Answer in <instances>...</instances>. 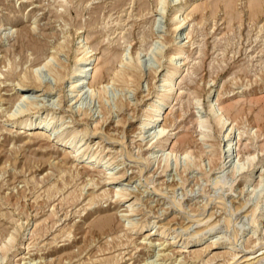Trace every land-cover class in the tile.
<instances>
[{"label": "rangeland", "instance_id": "1", "mask_svg": "<svg viewBox=\"0 0 264 264\" xmlns=\"http://www.w3.org/2000/svg\"><path fill=\"white\" fill-rule=\"evenodd\" d=\"M184 1L0 0V264H247L255 259L245 258L264 251V203L260 201L264 119H254L264 102V11L249 19L248 0H233L231 6L241 18L229 20L221 0H187L184 13L189 12L188 18L172 33L171 16ZM182 13L177 11L176 16ZM23 29L30 30V38L19 36ZM174 35H180L177 38L185 53L175 59L182 68L173 81L171 104L165 105L161 120L138 128L144 118L141 106L156 98L153 82L159 90L163 88ZM35 40L43 45L40 52L31 43ZM63 43L65 48L56 51ZM150 44L153 51H147ZM77 46L82 50L90 46L94 52L89 67L95 66L85 71L84 80H91L94 69L106 62L111 68L103 70L101 79L107 81L113 76L111 70L121 66L120 57L136 60L138 49L137 86L109 79L104 95L99 97L95 90L93 96L84 92L78 98L69 88L76 76L64 75L60 80L44 65L51 61L55 69L66 71ZM9 66L14 74L38 68L43 84L21 87L18 77L7 74ZM92 87L97 89L96 84ZM191 91L197 98L188 104ZM16 95L24 98L13 105L9 100ZM29 99L35 101L36 109L29 108ZM119 99L125 102L121 110ZM236 100L243 112L232 119L233 142L224 152V140L209 121L207 104L210 101L216 108L219 101ZM14 110L16 117L32 114L33 118L45 117L49 111L47 120L51 117L61 131L91 130L98 125L99 132L84 134L75 152L73 146L59 144L53 136L39 137L40 132L33 129L20 132L17 122L8 117ZM174 113H180L177 119L167 118ZM194 114L206 119V129L194 125ZM120 118L125 119L123 124ZM162 123H167L164 148L174 146L176 153V158L169 156L168 164L163 160L166 149L157 137L152 138ZM184 138L191 152L188 159L180 151ZM64 150L72 155L85 152L80 161L69 157L68 171L60 174L56 166ZM147 151L154 155L148 163L143 158ZM91 152L100 159L86 157ZM237 162L244 167L233 173ZM75 169L83 173L76 175ZM62 177L69 181L64 187ZM218 181H225L223 187ZM58 183L55 196H48L47 187ZM257 184L262 195L256 192ZM117 189L129 194L114 195ZM257 204L261 206L253 217ZM105 214L114 216L110 229L83 234L96 216ZM252 218L257 219L253 222ZM134 224L143 226L134 229ZM236 228L242 229L236 233ZM8 233L16 236L5 251ZM196 235H200L198 240ZM230 253L235 258L230 259ZM260 257L255 264H264V253Z\"/></svg>", "mask_w": 264, "mask_h": 264}, {"label": "bare ground", "instance_id": "2", "mask_svg": "<svg viewBox=\"0 0 264 264\" xmlns=\"http://www.w3.org/2000/svg\"><path fill=\"white\" fill-rule=\"evenodd\" d=\"M223 3H224V7L225 8H228V19L229 20H231V19H234V18H236V17H238L239 19L241 18L240 17V15H239V13H238V11H235L234 10V8H232V6H231V2H233V0H221ZM163 3L164 2V0H157V4H159V3ZM222 3V4H223ZM186 4H187V0H185L184 2H183V4H180L178 7H177V9H176V11H174V13H173V16H171V24H170V26H171V32L172 33H176L178 30H180L181 28H182V26H183V23L185 22V19L186 18H188L187 16L189 15V12H185L184 13V11H185V9H186ZM263 5H264V0H248V2H247V4H246V6L248 7L247 9V12H248V17H249V19H254V18H257V17H260V14L264 11V8H263ZM200 7V6H199ZM189 9V8H188ZM237 9V8H236ZM187 10V9H186ZM177 11H182L183 13L181 14V16L180 15H178V17L176 16L177 14ZM180 14V13H179ZM234 14H236V16L234 15ZM248 19V20H249ZM229 20H228V22H229ZM227 21V20H226ZM257 21V20H256ZM32 28H34V27H32ZM186 29V28H185ZM186 32V31H185ZM28 34V37L30 36L29 34H30V30H26V29H23V30H20V32H19V36H21V38H23L24 36H26ZM19 36H18V39H19ZM187 36V35H186ZM178 36L177 35H174V38H173V41L175 42V44H174V46L173 47H171L170 49H169V51H168V64H169V69H168V72H167V74H166V76H164V78H162V86H163V88L161 89V90H159V88H157L158 87V85L156 84V81H154L153 82V90L157 93L156 94V98L154 99V100H152V102H150V103H148V105H144V106H141V114H142V116H144V118L140 121V127H138V128H141V127H143L144 128V126L145 125H147L148 123H151V122H155V121H158V119H160V117L162 116L161 114H163V112H165L166 111V108H165V105L166 104H171V101H172V86H173V81L175 80V78H177V76L180 74L179 73V71L181 70L180 68H182V67H179L180 65H177V61H175V59H177L178 57H179V59H180V56L183 54V52H184V50H185V47H184V45L181 43V40L180 39H178L179 37H180V35H179V37L177 38ZM30 38V37H29ZM20 40V39H19ZM18 40V41H19ZM24 41V40H23ZM169 41V40H168ZM24 43V42H23ZM31 43L33 44V47H34V49L36 50V51H41L42 50V47H43V45H41L40 43H38L36 40L35 41H31ZM65 43H63V44H58L55 48H56V51H58V50H60L61 48H65ZM152 49V45L150 44L149 46H148V48H147V51L148 50H151ZM157 49V48H156ZM62 50V49H61ZM151 51H153V49L151 50ZM134 52H136V60L135 59H132V60H130V61H128V60H120L121 59V57H120V59H119V62H120V65L121 66H119V69H115V70H111L112 71V73H113V76H110L109 78H108V80L106 81L105 79H101L102 78V76H103V70L105 69V70H110V68L111 67H109V66H106V65H104L103 64V66H101V67H99V68H95L94 69V73L92 74L93 76H92V79L91 80H84V76H86L87 75V71H88V69L89 68H91L92 69V67H94L95 65H92V67H89L90 66V64L92 63L93 64V62H94V58H93V54H94V52H93V48H91L90 46L88 47V48H86V49H84V50H82V47H79V46H77L76 48H74V50H73V54H72V63H71V65H69V67H68V69L66 70V71H62V70H59V69H55V67H53V64H51V63H49V62H51V61H48V62H46L44 65L48 68V70H51L52 72H54L55 73V76H57L56 78H58V79H60L61 80V78L64 76V75H67V76H69V77H72V76H76L75 77V79L73 80V82L72 83H70L69 85H70V87L69 88H72V91L73 90H75L74 91V95H76L78 98L79 97H81V95L84 93V92H88L89 93V97H90V95H92L93 96V94H94V91L95 90H97L96 92H97V94L99 95V97L103 94L104 95V92L106 91V85L108 84V82L111 80V81H115V80H118L119 81V83L121 82V85H127L129 82L130 83H133V82H135L136 83V85L135 86H137V84H138V82H139V78H140V75H139V72H138V60H139V51H138V49H136V51H134ZM156 52H161V50H159V51H156ZM156 52H154L155 54H156ZM150 53V52H149ZM164 53V52H163ZM167 53V52H166ZM185 53V52H184ZM38 54V53H37ZM122 54V53H121ZM40 55H41V53H40ZM164 55H166V54H164ZM50 56H51V58H56V55H55V53H51L50 54ZM120 56H122V55H120ZM117 57V56H116ZM167 57V56H166ZM161 58V57H160ZM167 59V58H166ZM58 60V59H57ZM157 60H158V58H157ZM178 60V59H177ZM159 61V60H158ZM57 62V61H56ZM12 63V62H11ZM10 63V64H11ZM8 64H9V62H8ZM5 67V66H4ZM10 67V66H9ZM62 67V66H61ZM163 67V66H162ZM67 68V67H66ZM65 68V69H66ZM114 68V67H113ZM112 68V69H113ZM139 68H140V66H139ZM35 69V68H34ZM64 69V68H63ZM156 69V68H155ZM14 69L12 68V66L9 68V69H7V74L9 73V74H11V76H13V75H15V77H18L19 78V80H18V84L21 86V87H23L24 86V88H27V87H29V86H33V87H35V86H38V87H41L40 85H41V83L43 82L42 81V79H41V77H40V75H39V72H38V68L36 69V70H31V71H24V72H18V73H12V71H13ZM47 70V69H46ZM50 71V72H51ZM86 71V72H85ZM156 71L157 70H155V73H156ZM86 73V74H84L83 75V73ZM154 72V71H153ZM2 73V72H1ZM107 73V72H106ZM160 73V72H159ZM3 75V74H2ZM91 75V74H90ZM1 76V75H0ZM66 76V77H67ZM83 76V77H82ZM156 76V75H155ZM91 77V76H90ZM179 77V76H178ZM86 78V77H85ZM3 79V78H2ZM2 79H0V81H2V83H3V80ZM110 79V80H109ZM7 81V80H6ZM105 81V82H104ZM158 81V80H157ZM178 81V80H177ZM4 82H5V80H4ZM159 82V81H158ZM157 82V83H158ZM152 83V82H151ZM177 83V82H176ZM43 84V83H42ZM96 84V88L97 89H95V87H92L93 85H95ZM99 84V85H98ZM151 85V84H150ZM63 86H64V84H63ZM111 86V85H110ZM160 87V86H159ZM150 88V87H149ZM213 88V87H212ZM191 89V88H190ZM124 90V89H123ZM189 90V89H188ZM150 91V90H149ZM211 92V91H210ZM191 93H192V91H191ZM215 93V92H214ZM85 94V93H84ZM83 94V95H84ZM96 94V95H97ZM105 94H107V93H105ZM189 95V94H188ZM193 97L195 98H197V96H196V94L194 93V91H193V93H192V96L191 97H188L187 98V101H188V104H190L189 102H190V100L191 99H193ZM216 97V96H215ZM22 98H24V96L23 95H16V97L15 98H12V99H10L9 101H11L10 103H12L13 104V102H15V101H17L18 100V102H19V99H22ZM65 98V97H64ZM69 98V97H68ZM185 98V97H184ZM195 98V99H196ZM26 99V98H25ZM28 99V98H27ZM26 99V100H27ZM104 99V98H103ZM194 99V100H195ZM72 100V99H71ZM79 100V99H78ZM120 100V99H119ZM193 100V101H194ZM217 100V99H216ZM21 101V100H20ZM124 101V100H123ZM123 101H119V102H117L118 104H117V108H120V110H121V106H123L124 104H125V102H123ZM197 101V100H196ZM206 101H207V99H206ZM257 101V100H256ZM35 102V101H34ZM34 102L32 101V100H30L29 99V101H28V106H29V108H32V107H34ZM191 102H192V100H191ZM195 102V101H194ZM238 102L239 101H235L234 103H226V104H224L223 102H221V104H220V101L217 103V106H216V108H215V106H213V104H212V102H208L209 104H207L206 106L208 107V109H209V121L213 124V126L218 130V132H220L221 134H220V136H221V138L224 140V142H223V144H222V150H224V152L229 148V145L230 144H232L231 143V141H232V138L230 137V132H231V128H232V126L233 125H231V124H233V122L232 121H234L235 120V118L237 117V116H239V114L240 113H242L243 112V110L240 108V106H237V104H238ZM16 103V102H15ZM187 103V102H186ZM185 103V104H186ZM198 103V102H197ZM26 104V105H27ZM34 104V105H33ZM73 104V103H72ZM14 105V104H13ZM12 106V105H11ZM200 106V105H199ZM20 107V106H19ZM27 107V106H26ZM127 107V106H126ZM185 107V106H184ZM29 108H28V111H29ZM35 108V107H34ZM17 109V108H16ZM22 109V108H21ZM25 109V108H24ZM36 109V108H35ZM184 109V108H183ZM31 110V109H30ZM108 110V109H107ZM119 110V109H118ZM11 111V110H10ZM15 111V110H14ZM12 112V113H10L9 115H8V117L9 116H12V118H9V119H13L14 121H16L17 123L16 124H18V127H19V131L20 132H22V133H27L29 130H31V129H33V130H35L34 132H40V135H38V133H37V135L39 136V137H45V138H47V139H49V138H51V136H53V139H55L56 140V142L57 143H59V144H63V145H66V144H69V145H71V146H73L74 148H75V152H77V150H78V148L76 149V146H77V144L82 140V138H83V136H84V134H90V133H93L94 134V132H97L98 131V129H99V127L100 126H98V125H95L94 126V128L93 129H88V128H84V129H81V130H79V131H68L67 132V130L65 131V130H63V131H61L59 128H57V126L59 125H57L56 123H53V121L51 120V117L47 120V116L49 115V111H45L46 112V114H45V117L43 116V117H39V118H36V117H32V114H24V115H20V116H14V115H16V111L15 112ZM22 111V110H21ZM35 111V110H34ZM33 111V112H34ZM104 111H105V109H104ZM103 111V112H104ZM170 111H171V109H170ZM196 111V110H195ZM18 113H20V111H17ZM22 112H24V111H22ZM21 112V113H22ZM27 112V111H26ZM104 113H106V111L104 112ZM167 113V112H166ZM177 113V112H176ZM86 114V113H85ZM140 114V115H141ZM169 114H170V112H169ZM39 115V114H38ZM139 115V116H140ZM161 115V116H160ZM178 115H180V113L179 114H175L174 113V115L170 118L169 117V115H168V119H177V117H178ZM230 115H232V118H231V120L230 121H228V119L230 118ZM87 117V116H86ZM145 117L147 118L148 117V119L147 120H145ZM125 118V117H124ZM105 119H107V118H105ZM194 119V125H196V127L198 128V127H200V128H202V127H204V126H206V125H204L205 124V118L204 117H202L201 115H196V114H194L193 115V117H192V120ZM232 119H234V120H232ZM237 119V118H236ZM254 119L255 120H259V119H264V102H263V106L260 108V110H259V112H257V113H255V115H254ZM81 120V119H80ZM123 120V121H122ZM124 120L125 119H118V121H121L122 122V124L124 123ZM161 120V119H160ZM163 121V120H162ZM171 121V120H170ZM169 120H168V122H170ZM11 122H12V120H11ZM157 123V122H156ZM165 124H167V123H162V125L161 126H158L159 128L158 129H155L152 133H153V135H152V138L153 137H157V140H158V143H159V145L162 147V149H166V148H164V146H166L165 145V142H166V140L168 139V136H166V133H165V135H164V131H165V129H166V126H165ZM170 124V123H169ZM207 124H209V123H207ZM155 125V124H154ZM235 125V124H234ZM168 126V125H167ZM136 127V128H137ZM170 127V126H169ZM61 128V127H60ZM205 128V127H204ZM203 128V129H204ZM210 128V127H209ZM208 128V129H209ZM48 129V130H47ZM101 129V128H100ZM206 129V128H205ZM106 131V130H105ZM152 131V130H151ZM151 131H149V133L151 132ZM204 131H207V130H204ZM19 132V133H20ZM33 132V133H34ZM99 132V131H98ZM97 132V133H98ZM148 132V131H147ZM202 132V131H201ZM52 133H53V135H52ZM102 133V132H101ZM200 133V132H199ZM204 133V132H203ZM208 133V132H207ZM44 134H46V135H44ZM82 134V135H81ZM143 134V133H142ZM148 134V133H147ZM145 135V134H144ZM204 135V134H203ZM206 135V134H205ZM260 135H262V134H260ZM37 136V137H38ZM138 136V135H137ZM151 136V135H150ZM209 136V135H208ZM107 137L108 138H113V137H109V135H107ZM264 137V136H263ZM103 138V137H102ZM146 138V137H145ZM148 138V137H147ZM113 139H116V138H113ZM211 139V138H210ZM157 140H155V141H157ZM237 140H239V139H237ZM114 141V140H113ZM153 142V141H152ZM152 142H151V144H152ZM185 142H186V139L184 138V139H182L181 141H180V145H182L181 146V149L182 150H180L181 152H183V156L184 157H186L187 159L189 158L188 157V153L190 152V150L188 149V146H185ZM208 142V141H207ZM233 142V141H232ZM221 143V142H220ZM150 144V145H151ZM187 144V143H186ZM204 144V143H203ZM217 144V143H216ZM235 144V143H234ZM262 145H260L261 146V148L260 149H262V148H264V142L263 143H261ZM174 145V144H173ZM208 145V144H207ZM236 145V144H235ZM123 146V145H122ZM209 147V146H208ZM123 148V147H122ZM227 148V149H226ZM161 149V148H160ZM174 149H175V147L174 146H172L170 149H166V150H163L165 153H163L164 154V157H163V160H164V163H167L168 162V159H169V156H171V154H173L174 156L176 155V153L174 152ZM214 149H216V148H214ZM219 149V148H218ZM230 149V148H229ZM228 149V150H229ZM73 150V149H72ZM149 150V149H148ZM213 150V149H212ZM263 150V149H262ZM176 151V150H175ZM213 151H215V150H213ZM256 151V150H255ZM85 152V151H84ZM84 152H82V153H80V154H74V155H72L71 154V152H68V151H63V156H62V158L60 159V161L58 162V166H56V169L58 170V172L60 173V174H62V173H65V171H68V168H66V164H67V162H68V159H69V157H74L75 158V160H77V161H80L79 159H80V157H82L83 155H84ZM124 153H126L128 156H132V153L130 152V151H123ZM88 153V152H87ZM86 153V157H88V158H98V159H100V157H98V155H96L95 154V152H91V153H89V154H87ZM147 153H148V155L147 156H144L143 158L146 160V162L148 163V162H150L149 161V159H150V157L152 156L151 155V151H147ZM191 153V152H190ZM249 153H250V155H251V152H248V154H246V155H249ZM209 154V153H208ZM226 154V153H225ZM254 154V153H253ZM145 155V154H144ZM151 155V156H150ZM172 155V156H173ZM212 154H210V156H211ZM214 155V154H213ZM217 155V154H216ZM256 155V154H255ZM154 156V155H153ZM152 156V157H153ZM163 156V155H162ZM181 156V155H180ZM190 156H191V154H190ZM218 156H219V154H218ZM254 156V155H253ZM207 157H209V156H207ZM212 157V156H211ZM247 158H246V160L247 161H249V156H246ZM175 158H176V156H175ZM216 158V157H215ZM82 159V158H81ZM139 159V158H138ZM152 159V158H151ZM213 159V158H212ZM220 159H221V157H220ZM244 159V158H243ZM251 159H253V158H251ZM86 160V159H85ZM140 160V159H139ZM190 160V159H189ZM193 160V159H192ZM217 160V159H216ZM101 161V160H100ZM218 161V160H217ZM185 162H187L186 161V159H185ZM190 162H191V160H190ZM222 163L224 162L223 160L221 161ZM236 162V161H235ZM250 162H251V160H250ZM188 163L189 162H187L186 164L188 165ZM238 163V162H237ZM84 164V163H83ZM168 164V163H167ZM166 164V165H167ZM236 164V163H235ZM248 164V163H247ZM250 164V163H249ZM253 164V163H252ZM234 165V164H233ZM244 164L243 163H238V165L236 164V165H234L233 166V168H231V172L233 171V173H235L236 171H239L240 169H243V166ZM87 166V165H86ZM85 166V167H86ZM85 167H82L83 168V170H85V172L84 173H87L88 172V170L87 169H85ZM87 167H89V165L87 166ZM142 167H143V165H142ZM166 167H168V166H166ZM223 167V166H222ZM248 169V168H247ZM76 170V169H75ZM80 172H82V171H80V170H76V175H78ZM264 172V171H263ZM83 173V172H82ZM81 173V174H82ZM232 173V174H233ZM261 174V173H260ZM259 174V175H260ZM142 176V175H141ZM245 177H248V175L247 176H245ZM146 179H147V177H146ZM246 179V178H245ZM149 180V179H148ZM218 180V179H217ZM261 180H262V178H261ZM261 180H260V182H261ZM61 184L63 185V187L66 185V184H68V182L69 181H67V178H64V177H62L61 178ZM247 181V180H246ZM253 181V180H252ZM263 181V180H262ZM146 182V181H145ZM224 183H225V181H223ZM223 182H219L218 181V184L221 186V187H223V185H224V183ZM260 182L258 183V184H260ZM55 183V182H54ZM89 183V182H88ZM217 183V182H216ZM149 184V183H148ZM218 184H216V185H218ZM257 184V185H258ZM261 184H262V182H261ZM260 184V185H261ZM52 185V184H51ZM260 185H258L259 187H257V188H255V189H257L256 190V192H258V193H262V188L260 187ZM219 186V187H220ZM253 188V189H254ZM60 188H59V183L58 184H54V185H52V186H50V187H47V194H48V196H51V195H53L54 194V196H55V194L58 192V190H59ZM222 189V188H221ZM220 189V190H221ZM264 189V188H263ZM159 190V189H158ZM262 190V191H261ZM157 191V190H156ZM261 191V192H260ZM217 192V191H216ZM112 193H114V195H117V196H127V194H129V191L127 192V191H124V189H117L116 191H112ZM215 193V192H214ZM253 193H255V190H254V192H250V194H253ZM258 193H257V195H258ZM104 195L105 194H108L107 192H104L103 193ZM162 194V193H161ZM217 194V193H216ZM221 195H223V194H221ZM262 195V194H261ZM251 196V195H250ZM260 196V195H259ZM220 197H222V196H220ZM259 198V197H258ZM259 200V199H258ZM223 201H224V197H223ZM260 201L261 202H263L264 203V194H263V196L262 197H260ZM259 201V202H260ZM261 204V203H260ZM258 205L257 204V206L256 207H254L253 209H252V215H253V217H254V214H255V212H258V210L260 209V206L261 205ZM8 205V204H7ZM256 205V204H255ZM16 206V205H15ZM226 207V206H225ZM231 208V207H230ZM234 208H236V207H234ZM230 210V209H229ZM256 216H257V214H256ZM255 216V217H256ZM253 219V218H252ZM257 219V218H256ZM256 219L254 218L253 219V222L254 221H256ZM202 220V219H201ZM113 222H114V216L113 215H110V214H105V215H98V216H96L89 224H88V226L86 227V229H85V231L83 232V234L84 235H91L92 233H93V231H94V229H96V230H98V232L99 233H104V231H107L108 229H110L111 228V226H112V224H113ZM252 222V223H253ZM255 224V223H254ZM142 224H134V225H132L131 227H134V229H139V228H142ZM214 227L213 226H211V227H209V230H211V229H213ZM242 228H236V233L239 231V230H241ZM244 229V228H243ZM166 233V229L164 228V229H162V230H160V234H162V235H164ZM235 233V234H236ZM9 234V233H8ZM3 235V234H2ZM87 235V236H88ZM4 236V235H3ZM14 236H16V235H13V234H9L8 235V237H6L7 239H6V241H8V244H7V242H6V244H4V249L3 250H5V251H7L11 246H13V241L15 240V237ZM199 236L200 235H196V236H194V238H199ZM2 238V237H1ZM198 240V239H197ZM11 249V248H10ZM261 249V248H260ZM259 249V250H260ZM258 250V249H257ZM4 252V251H3ZM252 253H254V251L252 252ZM263 253H264V251L261 249V251H260V253L258 252V254H255L254 256L253 255H251V257H248V258H245L243 261H249V260H251V259H255V262H248L247 264H255V263H257V262H259L260 260H261V258L262 257H260V256H262L263 255ZM5 254V253H4ZM235 256H236V254H233V253H230V259H233V258H235ZM2 257H4V256H2ZM196 257V256H195ZM236 262V261H235Z\"/></svg>", "mask_w": 264, "mask_h": 264}]
</instances>
